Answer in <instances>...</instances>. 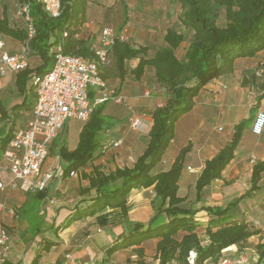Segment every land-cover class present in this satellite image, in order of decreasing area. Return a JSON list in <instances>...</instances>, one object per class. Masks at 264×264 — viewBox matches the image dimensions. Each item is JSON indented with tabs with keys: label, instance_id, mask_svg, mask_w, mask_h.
<instances>
[{
	"label": "crops",
	"instance_id": "obj_1",
	"mask_svg": "<svg viewBox=\"0 0 264 264\" xmlns=\"http://www.w3.org/2000/svg\"><path fill=\"white\" fill-rule=\"evenodd\" d=\"M137 3L140 4V11L135 10ZM18 5V0H0V18L5 11L10 27L25 28L24 20L17 15ZM173 11L171 0H87L85 21L78 26L77 36L86 40L94 50L100 45L101 29L112 26L118 31L124 30L126 41L132 46L147 47L148 55L151 56L164 46L163 34L168 28L179 32L175 24L179 14L175 16ZM0 41V53L24 54L27 60V66L22 70L0 73L1 166L5 163L3 152L7 139L17 130L25 128L34 117L36 92L31 76L50 69L52 60L42 57L28 39L0 35ZM185 47L186 44L182 43L179 54ZM263 61L264 49L254 57L236 59L232 72L207 83L195 97L192 109L182 114L175 123L174 138L161 162L153 169L154 173L168 169L179 150L191 143V149L185 156L177 193L186 198V206L198 209L196 216L201 217L198 221L203 225L208 217L200 208L224 207L243 194L250 187L253 165L264 159V130L259 135L251 130L256 111L264 110V97L255 107L257 90L252 80H258L261 76L259 67ZM137 63L138 58L126 62L128 72L122 83L119 84L116 76L106 80L115 89L110 91L116 94L114 100H107L103 115L110 118L113 126L101 132V141L92 161L83 169L75 170L72 176L51 178L43 196L9 186L0 191V228L7 231L10 244L9 252L0 264H133L135 252L131 248L134 246L107 254L108 248L127 232V221L116 219L113 223L101 226L96 221V215L74 216L95 195L94 189L81 192L82 188L89 186L85 175L91 172L92 167L106 173L115 167H131L146 147L147 133L152 124L151 112L163 104L166 92L163 85L155 80L153 69L149 66L144 68L140 78L135 79L129 72ZM250 75L253 77L250 78ZM243 78L247 79L244 85ZM247 120L250 123L245 125L234 156L222 171L221 178L206 186L197 200L195 183L205 161L230 141L237 123ZM83 124L84 121L76 118L65 121L58 133L62 138L58 141L57 135L53 140L41 173L49 169L62 170L65 162L59 153L60 146L65 144L67 150H73ZM116 140L120 141L117 146L110 145L104 152L103 148L100 149L105 143L108 145ZM258 193L241 200L239 207L244 214H255L261 208V201L256 200ZM154 196L153 186L132 189L127 198L128 221L147 224L154 213L151 207ZM69 219L70 222L66 224ZM162 221L164 217L161 215L156 223ZM147 243L153 245L151 251L155 255L156 239H149L142 244L144 255ZM229 249L233 248H225L224 255ZM263 260L264 257L260 262Z\"/></svg>",
	"mask_w": 264,
	"mask_h": 264
},
{
	"label": "trees",
	"instance_id": "obj_2",
	"mask_svg": "<svg viewBox=\"0 0 264 264\" xmlns=\"http://www.w3.org/2000/svg\"><path fill=\"white\" fill-rule=\"evenodd\" d=\"M25 1L30 3V11L34 17V34L28 38L26 24L25 28L10 27L6 12L3 11L0 35L28 39L31 46L49 60H52L49 48L60 42H63L66 52L94 58L93 50L86 40L77 36L78 26L85 21L87 0H61L62 9L57 17L50 16L34 0H18V8ZM176 1L181 8L178 19L189 32L188 37L176 29L168 28L163 34L164 46L151 56L145 46H132L128 41L116 39L109 53L110 62L101 67L102 77L103 69L112 68L120 84L128 72L126 62L138 58L137 65L129 73L138 79L146 66L151 67L155 80L165 88L166 96L163 104L151 112L152 124L147 133L146 147L131 167H115L107 173L92 167L91 172L85 175L89 186L82 188L81 192L94 189L95 195L74 216L96 215V221L101 226L113 223L116 219L127 221V232L108 248L107 254L138 245L134 249L137 257L135 264H144L142 244L149 239H156L155 258L158 264H188L190 252L195 253L194 264H205L210 261L216 263L219 258H225L223 250L229 246L241 249L250 237L261 235L263 231L246 218L240 217L244 211L239 203L264 190V159L253 165L250 187L243 194L224 207L200 208L208 217L204 225L198 222V209L186 206V198L177 193L178 181L191 143L179 150L168 169L155 173L153 169L161 162L174 138L175 123L182 114L192 109L194 99L201 89L211 80L232 72L236 59L254 57L264 49V0ZM64 32L66 36H63ZM185 38L186 47L179 54ZM259 68L261 76L258 80L252 79L257 90L255 107H258L264 97V61ZM246 82L247 79L243 78L242 84ZM96 91H88L92 109L80 130L76 147L69 151L65 144L60 146L59 153L65 162L61 177L69 175L71 171L83 169L92 161L101 141V132L113 126V122L107 121L103 115L107 100L94 103L95 97L92 96H96ZM244 128V121L237 123L230 141L205 161L195 183L197 200L206 186L221 178L222 171L234 156ZM10 139L11 137L7 139L6 144ZM112 143H105L100 149L103 148L104 152ZM150 186H153L155 194L151 201L153 215L147 224L129 222L127 198L130 191ZM45 189L35 194L43 196ZM161 215L164 221L156 223ZM201 229L207 239L206 243L201 239ZM255 248L258 252L257 261H260L264 257V241L255 244Z\"/></svg>",
	"mask_w": 264,
	"mask_h": 264
},
{
	"label": "built area",
	"instance_id": "obj_3",
	"mask_svg": "<svg viewBox=\"0 0 264 264\" xmlns=\"http://www.w3.org/2000/svg\"><path fill=\"white\" fill-rule=\"evenodd\" d=\"M34 1L40 3L44 11L52 17L61 13V0ZM30 10L28 1L23 2L17 10V15L26 24L28 38L35 32L34 17ZM63 36H66V32ZM116 39L126 41L125 31H118L112 26L103 27L100 31V45L94 48L92 59L66 52L63 42L49 48L48 53L52 57L50 69L43 74L31 76L36 92L34 117L25 128L13 134L3 152L5 163L0 166V191L9 186L27 193L39 192L46 188L51 178L61 176V171L54 169L41 173L42 164L52 141L66 120L88 119L92 109L88 94L89 85L97 90L94 103L103 102L110 97L100 72L101 67L110 62L109 53ZM26 66L24 54H11L6 51L0 53L1 74L7 70L19 71ZM251 130L256 135L263 132L264 110L256 111ZM119 143L120 141L116 140L112 145L117 146ZM74 174L75 171H71L69 175ZM9 248V235L5 229L0 228V261L7 256ZM194 258L195 253L190 252L188 264H194ZM220 264L249 263L246 257L240 255L234 260L225 257Z\"/></svg>",
	"mask_w": 264,
	"mask_h": 264
},
{
	"label": "rangeland",
	"instance_id": "obj_4",
	"mask_svg": "<svg viewBox=\"0 0 264 264\" xmlns=\"http://www.w3.org/2000/svg\"><path fill=\"white\" fill-rule=\"evenodd\" d=\"M166 1H168V0H166ZM171 3H172V9L174 10L173 13L175 14V16H176V14H179L180 15L181 14V8H180L178 2L176 0H171ZM134 7H135V10H139V11L141 10V7H140V4L139 3L135 4ZM177 20L179 22H180V20L179 19H176V21H175L176 27L179 28V32L184 33L185 34V37H188L189 32L184 27H182V25H179V27H178L177 26L178 25V21ZM221 21H222V18L220 19L219 23ZM186 40L187 39L185 38V41L183 42V45L184 44H187V41ZM180 52L181 51H179V53ZM102 72H103L102 75H103V78L105 79V82H106L107 79L113 78L115 76V71L112 70V68L103 69ZM106 87H107V90L110 92V97L114 100L115 99L114 95L116 93L115 92L112 93V91H110V90L112 89V90L115 91V89H113L111 86H109L108 82H106ZM89 90L96 91V88L93 87V86H91V85H89L88 91ZM112 99H108V101H110ZM253 112L254 111H252V113ZM250 116H252V114H250ZM106 120L110 122V118L109 117H106ZM72 122H74V121H72ZM249 123H250V120L245 121V125L246 124L248 125ZM57 138H58V141H60L61 138H62V135L59 134L57 136ZM52 143H53V141H52ZM259 193L260 194L256 197L258 199H256V200L262 202L261 208L255 214H253V213H249L248 214L247 212H245V214L241 215L240 217L246 218L255 227H260L263 230L262 231V234L260 236L250 237L249 238V241L246 242L245 245L242 246L241 249H237V248H234L233 246H230V248H233V249H229L227 251V253L224 255V256H226V258L228 260H234L238 256L242 255V256H244V257L247 258L249 264H258V262H260V261H257L258 260V252H257V250L255 248V244H257L258 242L264 241V190L259 191ZM188 202L186 204H188ZM242 206H244V205H242ZM197 218L199 220V218H201V217L200 216H197ZM198 222L200 223L201 221H198ZM204 235L205 234H204V232H202V229H201L200 236H201L202 241H204V239H205V236ZM133 246L134 247H132L131 249H135L136 245H133ZM151 246H153L151 243H147L146 246H145V248H146L147 251H146V253H145L144 257H143L144 264H158V261L156 260L155 255L152 253L153 247H151ZM221 258H219V260L216 263L215 262H212V261H210V263L211 264H213V263L214 264H220V262L222 261ZM136 260H137V257H136V255L134 253V257L132 259L133 264H135L134 262ZM128 264H130V263H128ZM171 264H180V263L173 262ZM205 264H207V263H205ZM260 264H264V260L262 262H260Z\"/></svg>",
	"mask_w": 264,
	"mask_h": 264
}]
</instances>
